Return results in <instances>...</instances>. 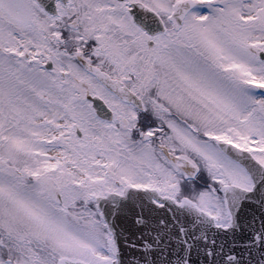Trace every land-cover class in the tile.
I'll use <instances>...</instances> for the list:
<instances>
[{"label":"snow or ice","instance_id":"obj_1","mask_svg":"<svg viewBox=\"0 0 264 264\" xmlns=\"http://www.w3.org/2000/svg\"><path fill=\"white\" fill-rule=\"evenodd\" d=\"M0 264H264V0H0Z\"/></svg>","mask_w":264,"mask_h":264}]
</instances>
